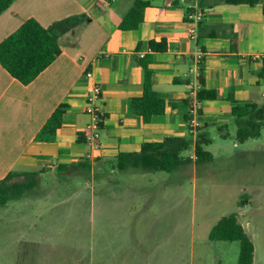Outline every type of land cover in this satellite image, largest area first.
Returning <instances> with one entry per match:
<instances>
[{
    "label": "crops",
    "instance_id": "obj_1",
    "mask_svg": "<svg viewBox=\"0 0 264 264\" xmlns=\"http://www.w3.org/2000/svg\"><path fill=\"white\" fill-rule=\"evenodd\" d=\"M135 1L16 0L0 15V42L32 18L57 40L61 50L59 57L27 85L0 65V180L12 171L40 172L74 165L87 155L91 158L85 161L91 168L114 167L118 154L138 152L144 142L167 137L191 136L194 151L198 132L189 131L182 102L197 101L200 65L204 89L216 93L215 100L198 101L200 113L193 118L205 141H210L207 145L214 141L212 131L223 134L234 124L233 103L264 105L261 5L143 0L148 3L143 22L136 30L122 31L118 25ZM197 12L203 14V20L191 39L188 16ZM151 41L164 42L166 51L151 52ZM200 52L202 61L198 63ZM141 55L152 58L148 69L154 91L176 104L175 108L168 105L163 115L152 117L149 123L129 110L130 99L139 97L143 90ZM86 72L93 74L102 94L99 108L104 120L96 149L85 138V127L91 122L84 112L91 84L85 79ZM59 106L64 113L55 139L37 141L42 126ZM181 157L194 163L191 155ZM131 171L124 173L137 179L144 176V172L138 175L136 170L131 175ZM129 190L123 188L122 195L135 198L136 193ZM232 214L252 242V225L264 221V211L239 208Z\"/></svg>",
    "mask_w": 264,
    "mask_h": 264
},
{
    "label": "rangeland",
    "instance_id": "obj_2",
    "mask_svg": "<svg viewBox=\"0 0 264 264\" xmlns=\"http://www.w3.org/2000/svg\"><path fill=\"white\" fill-rule=\"evenodd\" d=\"M220 134L204 147L211 162L170 173L45 168L37 188L0 205V264H237L239 243L208 234L239 208L264 211V128L244 143L234 124ZM181 155L194 159L191 148ZM250 236L264 264V221Z\"/></svg>",
    "mask_w": 264,
    "mask_h": 264
},
{
    "label": "trees",
    "instance_id": "obj_3",
    "mask_svg": "<svg viewBox=\"0 0 264 264\" xmlns=\"http://www.w3.org/2000/svg\"><path fill=\"white\" fill-rule=\"evenodd\" d=\"M16 0H0V15L6 11ZM108 2L112 0H106ZM220 4H248L250 6L261 5L264 12V1L262 0H215ZM148 3L137 0L124 16L119 29L122 31L136 30L143 22V11ZM149 50L153 53L164 52L167 46L164 42L148 43ZM233 49H235L233 47ZM61 54L57 40L43 28L35 19H27L24 23L0 42V65L8 74L22 85H27L36 79L46 68H48ZM152 58L144 56L139 60L143 68V90L139 97L129 101V110L132 114L142 118L144 123H149L154 116L163 115L168 105L175 108V103L166 102L153 89L152 74L148 69ZM199 83L201 89L197 93L199 102L215 100L216 93L204 89L203 67L199 66ZM184 108V119L190 121L188 101L182 102ZM63 106L57 107L46 120L39 131L36 140L50 142L55 139L57 131L62 125ZM200 113V110L198 111ZM234 125L236 126V140L244 143L254 140L261 135L264 128V105L233 103L231 110ZM189 131L192 129L189 127ZM197 130L199 138L194 146L195 164L211 162L212 156L203 149L204 145L210 143L205 141L202 129ZM192 144L191 136L167 137L159 142H144L138 152L120 153L115 158L114 168L121 172L139 170L149 172H173L179 167L189 165L191 158H182L181 154L189 150ZM82 172V175L91 173L92 168L88 162L83 160L74 165H59L56 176L67 177L70 172ZM43 171L40 172H18L12 171L0 180V205H5L9 200H14L38 187ZM208 239L210 241L238 242L239 254L238 264H252L254 247L242 226L238 223L234 214H230L217 221L211 228Z\"/></svg>",
    "mask_w": 264,
    "mask_h": 264
},
{
    "label": "built area",
    "instance_id": "obj_4",
    "mask_svg": "<svg viewBox=\"0 0 264 264\" xmlns=\"http://www.w3.org/2000/svg\"><path fill=\"white\" fill-rule=\"evenodd\" d=\"M190 22L189 36L191 39H195L196 30L198 24L203 20V14L201 12L193 13L188 16ZM144 55H141L140 58H143ZM196 60L198 63L202 61V53H198ZM85 79L90 81V87L85 96V109L84 112L87 116L90 117L91 122L85 127V138L88 144H93L94 148H97L96 143L99 140L100 125L104 120L103 113L99 108V102L101 100L102 94L100 87L93 82V74L91 72L85 73ZM200 105L198 100L193 104H190L189 113L190 121L189 126L192 130L197 129L200 125L198 122L193 121V118L197 117L199 114ZM192 119V120H191ZM91 158L90 155H87L85 160L89 161Z\"/></svg>",
    "mask_w": 264,
    "mask_h": 264
}]
</instances>
